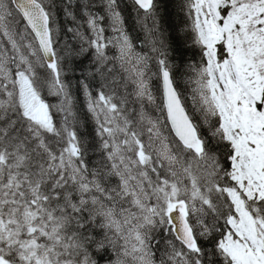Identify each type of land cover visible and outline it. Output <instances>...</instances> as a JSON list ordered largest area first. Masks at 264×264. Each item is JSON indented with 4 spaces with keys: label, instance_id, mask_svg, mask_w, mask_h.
Masks as SVG:
<instances>
[{
    "label": "snow or ice",
    "instance_id": "obj_1",
    "mask_svg": "<svg viewBox=\"0 0 264 264\" xmlns=\"http://www.w3.org/2000/svg\"><path fill=\"white\" fill-rule=\"evenodd\" d=\"M0 264H264V0H0Z\"/></svg>",
    "mask_w": 264,
    "mask_h": 264
}]
</instances>
